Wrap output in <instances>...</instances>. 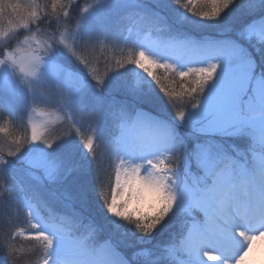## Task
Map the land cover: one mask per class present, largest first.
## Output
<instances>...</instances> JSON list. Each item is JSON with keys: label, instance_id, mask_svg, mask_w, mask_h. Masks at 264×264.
Segmentation results:
<instances>
[{"label": "snow or ice", "instance_id": "snow-or-ice-1", "mask_svg": "<svg viewBox=\"0 0 264 264\" xmlns=\"http://www.w3.org/2000/svg\"><path fill=\"white\" fill-rule=\"evenodd\" d=\"M74 8L0 0V96L70 121L51 138L40 111L0 146V264H25L15 237L38 243L35 264H245L264 237V0ZM155 24L165 42L110 67L108 45ZM21 200L30 233L16 230ZM85 220L87 235L66 226Z\"/></svg>", "mask_w": 264, "mask_h": 264}, {"label": "rangeland", "instance_id": "rangeland-1", "mask_svg": "<svg viewBox=\"0 0 264 264\" xmlns=\"http://www.w3.org/2000/svg\"><path fill=\"white\" fill-rule=\"evenodd\" d=\"M22 2H27V0H22ZM37 2L40 4L41 8L46 5L44 3L41 4L40 0H37ZM94 2L95 0H78V2L77 0H73V3L75 5L73 15L75 16L76 9L93 4ZM148 2H150V0H148ZM163 34L154 36L152 35V33H146L140 41L138 36H134V38L128 40L127 45L124 46V44L121 43L117 48H113L112 45H108L107 50L103 52V57L107 58L111 62L110 67H115V61L125 59L128 55L135 53L133 51L134 49H136V52L141 50L138 47V45H140L141 43L148 44L151 42H165L167 40V37H164ZM123 35L126 38L127 32H125V34L123 33ZM97 55H100V53L98 52ZM128 67L130 69L133 68V66L131 65H129ZM100 71L101 73H103L104 68L101 67ZM153 71L163 73V69L153 68ZM129 77L130 79L138 80L141 78V73L138 70L131 71L129 73ZM180 106H184L183 102H180ZM40 111L51 114L50 116H48V119L53 121V123L49 125L48 131V135L51 138H59L60 136L66 135L68 133L70 121L64 122L63 113L59 112L56 108L44 104H34L31 108H28L24 106L19 100L0 96V127H5L8 129L7 132H0V146H3L5 151H7L10 146L14 147V145L11 144V141L14 138H22L26 134L30 135L31 123L39 122L41 119H44V117L38 115ZM9 113H11V116H9ZM57 117H59V119H57ZM89 123L90 122L87 119L81 121V126L83 127V129H85V131L83 132L84 136L90 134L87 132ZM106 131H108L107 126L105 127L104 132ZM79 139L80 138L77 137V140ZM239 143H241V147H246L245 142ZM102 154L103 153H101V155ZM22 205L23 201L21 200L19 205L21 206V211L14 216V220L17 225L16 230H23L26 233H30L31 226L27 221L26 213L23 211ZM5 210V201L0 200V213H3ZM41 212L44 216L49 215L44 210H41ZM20 222L21 226L19 225ZM22 224L24 225V227H22ZM66 226L73 228L76 232L81 235H87L89 232V225L86 220L82 223H68L66 224ZM19 227H21V229ZM4 235L5 233L3 231H0V240L4 238ZM15 239L18 241L17 247L21 249L18 255H20L23 251H27V253L32 252V254H29V259L31 260V258H34L33 251L35 249L36 252L39 253V246L37 242H29L25 239V237H15ZM245 264H264V237L257 238V240L254 242L251 253L245 259Z\"/></svg>", "mask_w": 264, "mask_h": 264}, {"label": "trees", "instance_id": "trees-1", "mask_svg": "<svg viewBox=\"0 0 264 264\" xmlns=\"http://www.w3.org/2000/svg\"><path fill=\"white\" fill-rule=\"evenodd\" d=\"M40 3L41 4L44 3V4H48L49 5L50 4V0H40ZM145 31L151 32L152 35H154V36H156V35H162L163 33H164L163 34L164 37H168L169 36V32L167 31L165 25H163V24H155V25L145 26L143 28V32H145ZM127 43H128V40H127L126 43H123L124 46L127 45ZM133 51L136 52V49H134ZM133 51H132V53H133ZM133 54H135V53H133ZM158 71H156L158 74H162V73H160ZM109 140H110V135H109V132L106 131V132H104V143H105V145H108ZM102 153L103 154L101 155L100 164H101V167H104L105 165H107V163L109 161V155H108L107 152H102ZM19 225L21 226V222H20ZM22 227H24L23 224H22ZM19 228L21 229V227H19ZM77 228H79V227H77ZM34 251H33L34 258H31V260L29 259L30 258L29 254H32V252L27 253V251H25V252L24 251L23 252L21 251L22 253L20 254V256H24L25 257V264H33L38 259H40V255H41L40 254V251H39V253L36 252V249ZM36 255H38V256H36Z\"/></svg>", "mask_w": 264, "mask_h": 264}, {"label": "bare ground", "instance_id": "bare-ground-1", "mask_svg": "<svg viewBox=\"0 0 264 264\" xmlns=\"http://www.w3.org/2000/svg\"><path fill=\"white\" fill-rule=\"evenodd\" d=\"M258 238H260V237H258ZM213 255H215V253H213ZM208 264H214V262L213 261H208Z\"/></svg>", "mask_w": 264, "mask_h": 264}]
</instances>
